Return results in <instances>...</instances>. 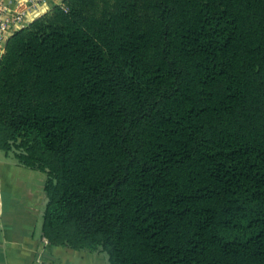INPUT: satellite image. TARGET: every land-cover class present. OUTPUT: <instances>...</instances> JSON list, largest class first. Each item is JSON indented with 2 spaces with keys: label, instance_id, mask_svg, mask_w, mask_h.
I'll return each instance as SVG.
<instances>
[{
  "label": "trees",
  "instance_id": "obj_1",
  "mask_svg": "<svg viewBox=\"0 0 264 264\" xmlns=\"http://www.w3.org/2000/svg\"><path fill=\"white\" fill-rule=\"evenodd\" d=\"M0 151L52 245L264 264V0L53 4L0 54Z\"/></svg>",
  "mask_w": 264,
  "mask_h": 264
},
{
  "label": "crops",
  "instance_id": "obj_2",
  "mask_svg": "<svg viewBox=\"0 0 264 264\" xmlns=\"http://www.w3.org/2000/svg\"><path fill=\"white\" fill-rule=\"evenodd\" d=\"M61 2L52 0L49 8ZM44 181L43 172L0 152V264H108L101 252L52 245L43 237Z\"/></svg>",
  "mask_w": 264,
  "mask_h": 264
},
{
  "label": "built area",
  "instance_id": "obj_3",
  "mask_svg": "<svg viewBox=\"0 0 264 264\" xmlns=\"http://www.w3.org/2000/svg\"><path fill=\"white\" fill-rule=\"evenodd\" d=\"M52 0H0V54L7 38L49 9Z\"/></svg>",
  "mask_w": 264,
  "mask_h": 264
},
{
  "label": "rangeland",
  "instance_id": "obj_4",
  "mask_svg": "<svg viewBox=\"0 0 264 264\" xmlns=\"http://www.w3.org/2000/svg\"><path fill=\"white\" fill-rule=\"evenodd\" d=\"M1 152V151H0Z\"/></svg>",
  "mask_w": 264,
  "mask_h": 264
}]
</instances>
